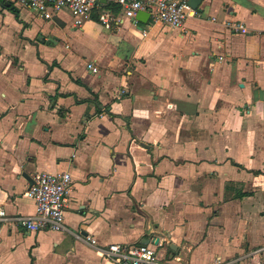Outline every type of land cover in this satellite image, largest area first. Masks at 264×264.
<instances>
[{
	"label": "crops",
	"instance_id": "obj_1",
	"mask_svg": "<svg viewBox=\"0 0 264 264\" xmlns=\"http://www.w3.org/2000/svg\"><path fill=\"white\" fill-rule=\"evenodd\" d=\"M135 15L0 0V206L34 214L33 176H71L64 229L0 222V264H114L146 239L168 264H264V0Z\"/></svg>",
	"mask_w": 264,
	"mask_h": 264
},
{
	"label": "built area",
	"instance_id": "obj_2",
	"mask_svg": "<svg viewBox=\"0 0 264 264\" xmlns=\"http://www.w3.org/2000/svg\"><path fill=\"white\" fill-rule=\"evenodd\" d=\"M36 12L47 14L50 11L67 9L74 17L76 25H81L99 5L100 0H12ZM123 8L137 11H148L150 22H161L171 28H183L187 18L197 15L188 0H115ZM215 19V18H213ZM103 23L112 21L107 12L99 13ZM225 26L233 31L244 29L240 21L227 20ZM146 34V32H144ZM222 59V56L219 57ZM71 186V176L67 171L42 172L35 174L28 186L26 194L35 204L34 214L10 216L0 206V222L15 221L27 231L42 229L60 231L65 227L64 209ZM91 242L95 239L85 237ZM104 254L114 264H168L158 257L155 244H109Z\"/></svg>",
	"mask_w": 264,
	"mask_h": 264
},
{
	"label": "water",
	"instance_id": "obj_3",
	"mask_svg": "<svg viewBox=\"0 0 264 264\" xmlns=\"http://www.w3.org/2000/svg\"><path fill=\"white\" fill-rule=\"evenodd\" d=\"M202 0H188V3L195 9L198 8V5L200 4ZM150 14L148 11H137L136 12V15H135V18L141 22H147L148 21V18H149ZM157 239V238H156ZM158 240H155V241H152L150 239H146L145 241H141L140 244H149V243H152V244H155L157 243ZM172 248H174V246H172Z\"/></svg>",
	"mask_w": 264,
	"mask_h": 264
},
{
	"label": "trees",
	"instance_id": "obj_4",
	"mask_svg": "<svg viewBox=\"0 0 264 264\" xmlns=\"http://www.w3.org/2000/svg\"><path fill=\"white\" fill-rule=\"evenodd\" d=\"M12 9L14 10V8L12 7Z\"/></svg>",
	"mask_w": 264,
	"mask_h": 264
}]
</instances>
